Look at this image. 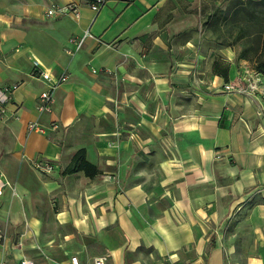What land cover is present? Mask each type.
Returning a JSON list of instances; mask_svg holds the SVG:
<instances>
[{"label": "crops", "instance_id": "crops-1", "mask_svg": "<svg viewBox=\"0 0 264 264\" xmlns=\"http://www.w3.org/2000/svg\"><path fill=\"white\" fill-rule=\"evenodd\" d=\"M202 1L212 0H107L95 13L93 0H0V90L18 85L0 112L10 181L0 202L14 187L30 193L32 181L56 198L59 226L77 228L65 235L78 238L65 264L108 254L114 264H264L262 101L223 89L237 77L234 56L213 71L193 49L197 29L182 28L179 4ZM69 4L78 17L47 13ZM35 61L68 76L50 113L38 109L48 86ZM35 121L44 133L29 128ZM80 150L95 177L66 173ZM45 161L54 170L34 166ZM32 225L30 249L53 243ZM11 240H0L2 264L32 260Z\"/></svg>", "mask_w": 264, "mask_h": 264}, {"label": "rangeland", "instance_id": "rangeland-1", "mask_svg": "<svg viewBox=\"0 0 264 264\" xmlns=\"http://www.w3.org/2000/svg\"><path fill=\"white\" fill-rule=\"evenodd\" d=\"M179 7L181 9L179 23L182 28L195 27L197 29L190 30L196 37V45L193 49L207 54L213 71L224 70L225 62L220 58H224L225 53H228L235 57L234 61L237 64L238 74L235 80L243 79L244 76L257 79V73H259L260 79L257 80L259 90L252 96L241 95L255 99L260 98L261 108L264 111V74L255 69L257 53L261 49L264 39V0H212L198 2L189 10H184L180 4ZM184 54L185 57L193 58L189 53ZM180 57L184 58L182 53ZM250 73L253 77L249 76ZM249 81L250 79H245L243 84H247ZM32 182L34 185L31 186L30 193L20 194L13 185L14 188L5 195L7 199L4 197L1 200L0 213L3 216L0 217V222L3 230L0 228L6 237L9 235L12 238V244L15 243L22 248L24 257L32 258L36 264H38L37 261H46L48 264H65L64 262L73 253L71 249L78 243V238L70 236V239H67L65 235L76 234L77 228L72 225L59 226L56 219L60 210L58 201L46 194L40 184ZM260 195V201L263 202V193ZM255 201L258 200L255 198ZM35 220L41 223L37 231L40 233L38 238L41 240L52 238L53 243L47 245L42 243L41 245L40 242H37L35 248L30 249L28 236L35 235L32 225ZM83 241L88 245L92 243L90 239ZM46 247L47 249H45ZM30 251H33L32 255H29Z\"/></svg>", "mask_w": 264, "mask_h": 264}, {"label": "built area", "instance_id": "built-area-1", "mask_svg": "<svg viewBox=\"0 0 264 264\" xmlns=\"http://www.w3.org/2000/svg\"><path fill=\"white\" fill-rule=\"evenodd\" d=\"M107 0H93V2L90 4V8L93 12L98 13L102 9V7L105 5ZM48 15H54L56 13H72L76 17L79 16V10L77 5L75 4H69L66 6H52L47 11ZM85 36L80 38H71L70 42L74 44L75 48L73 51H70V53H74L75 51H78L82 48ZM34 70L35 73L38 74V76L47 83V88L44 89L38 98V109L41 113H50L52 111V104L54 101V95L56 90L64 83L66 82L68 76L65 74L61 75L60 77L54 76L52 73H50L47 70H44L40 63L38 61L34 62ZM96 72V71H95ZM249 76L253 77L252 73L249 74ZM245 79H250V81L247 84H243ZM259 73H257V79L253 78H247L244 76L243 79H236L232 82L226 83L224 85V89L231 93H239V94H248L252 96L254 92L259 90V86L257 85V80H259ZM17 84L7 86L4 89L0 90V112L4 113L6 111V105L11 101L12 93L17 88ZM51 129L56 130L59 127V124L57 122H52L50 124ZM29 128L31 130H36L38 132L44 133L45 128L40 125L39 122L35 121L32 122L29 125ZM34 165L37 168H41L47 172H50L54 170V165L50 162H34ZM10 185L9 181L6 180L1 174H0V196L3 195L4 190L6 187ZM4 237V234L2 230L0 229V240ZM0 264H2L0 262ZM20 264H36L34 261L24 258L21 260ZM69 264H114L113 260L111 258V255H104L94 258L93 260L83 263L80 258L77 255L71 256L69 259Z\"/></svg>", "mask_w": 264, "mask_h": 264}, {"label": "trees", "instance_id": "trees-1", "mask_svg": "<svg viewBox=\"0 0 264 264\" xmlns=\"http://www.w3.org/2000/svg\"><path fill=\"white\" fill-rule=\"evenodd\" d=\"M255 63V69L264 74V39L262 47L257 53ZM77 171H84L90 177H95L99 173L97 167L86 160L84 150H80L74 155L71 165L66 169V173Z\"/></svg>", "mask_w": 264, "mask_h": 264}]
</instances>
